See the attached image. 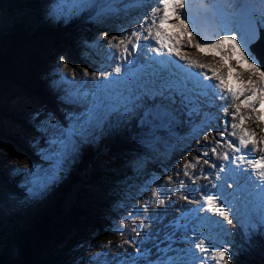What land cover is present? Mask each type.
Here are the masks:
<instances>
[{
	"label": "rangeland",
	"instance_id": "1",
	"mask_svg": "<svg viewBox=\"0 0 264 264\" xmlns=\"http://www.w3.org/2000/svg\"><path fill=\"white\" fill-rule=\"evenodd\" d=\"M39 1V7L35 9L29 5L25 6L22 10H18V8H21L22 4L27 2L29 4L31 0H2L0 3V29L6 31L13 20L20 18H25L26 22L30 24L34 23L35 25L42 16H46V19L49 20L53 14L81 17L86 20L89 19L88 21L93 22L95 25H93L91 31H88V29L84 31L83 29L81 32V36H84L83 39L78 36L72 38L74 42L72 45L74 48V50L72 49L73 57L66 59V61L69 62L70 68L76 69V79L74 83L72 82L71 74L68 75L67 80L61 79L64 70L62 66L59 65V58L61 56L65 58V56L63 53H60L56 57L49 59L44 57V68L40 65L37 69L39 75H37L38 77L35 75V77L38 78L39 82L34 83V87L39 88V90L41 89L42 93L39 91L32 93L28 89L20 86L19 83L11 85L8 93L5 92L3 87H0V100L5 99L6 105L8 106L5 113L0 117V129L5 133L4 136V134L0 132V219H2L4 223H6L5 220H8L9 216H15L14 213L31 210L37 204L46 201V196L57 189L60 185L59 181L65 178L69 170H72V166L78 160L81 149L85 144L90 142L93 143V141L96 144L99 143L104 132L113 122L120 123L129 121L132 115L141 118V110L144 109V101L142 100L139 109L137 107H131L130 109L126 108L123 112L112 113L110 116H102L101 114L99 115V117H101L100 120L98 117H94L95 122L92 125V123L85 121L86 117L82 118V116H80V118L79 116H74L81 109L76 106L75 101L71 100L72 96L75 94L73 90H80V88L83 90V85H85V89H90L89 85L95 83L92 78H89V83L86 84L87 80L84 82L81 78H83L84 69L88 66L91 68L94 67V69L91 70L92 73L98 74L95 68L98 64V57H101V55L98 54L99 49L97 48V44L100 43L101 39L105 36H107L108 39L116 37L117 41L124 39L125 35L129 34L125 33L129 23L131 26H134V20L138 17L137 15H140L142 12L138 10L134 15L130 14L131 16L129 17L126 16L127 13L124 12L118 16L114 14L98 15L101 10L99 9L88 18L91 12L89 0ZM55 9L57 13H53ZM232 15L233 13H231L229 17ZM221 25V21L217 23L218 30H220ZM189 30H191L190 27ZM104 31L108 33L104 34ZM110 33L111 35H109ZM59 35H61V33H59ZM215 38L218 37L215 36ZM108 39L106 40L107 44H104L102 50L106 49V51H108L107 49L110 48L108 46ZM263 41L264 38L260 41V44ZM262 49L264 52V47ZM50 50H52V47L47 46L46 51L48 52ZM118 51L119 49H116V52ZM260 56L264 61V53H261ZM207 58H209L211 63H214L213 61L215 59L214 64L218 63V65H220V57L218 54H214L213 51H211V54H209ZM113 65L114 63L112 66ZM239 73L240 78L243 77L245 80L249 78V73L247 71L240 69ZM88 76H91V74ZM252 79L258 81L259 78L253 76ZM12 92L18 94L13 99L10 97ZM10 114L15 116L17 120L12 119ZM147 118L151 119L152 117L148 116ZM177 119L178 122L181 121L178 117ZM163 121L165 124L160 123V128L168 125L167 119ZM257 123L255 118L252 117V119H248L247 126L259 134L264 135V132L257 128ZM72 124H82L83 128L77 127L75 134L78 136H73V143L69 145L67 151H61V146L58 141L64 138L66 130ZM260 127H264V122H260ZM176 128L177 131L175 132L178 133H174V137L178 135L180 141H176L173 148L166 153L167 155L163 158L162 164L152 170V175H150L149 172L143 180L130 188L123 198L114 200L111 203V212L108 214L110 220L108 228L112 231L110 233L111 236H104L106 238L101 237L99 244H96L87 252H85V248H83L77 255H68V259L66 261L62 260L60 264H112L113 261H115V264H120L123 260H131L133 259L132 255H136L133 245L137 244L128 245L123 242L125 240L133 241L134 239L131 237L138 239L139 236L134 232L132 234L128 233V227H130V225L132 227H137L138 231H141L140 228H142V232L148 231L152 234L150 227L145 223L146 218L147 221L150 220L149 222H151L152 216L160 213L159 216L163 217V219L167 216L164 219L166 222H171L172 216H168L165 210L169 208L172 203L169 197L165 196V189L167 187V189H170L173 183L169 184L165 180V177L169 174L172 175L174 184H176V188L174 191L172 190V192H176L179 194L178 196H182V193L177 192L179 188L181 189L182 182L176 180L180 174L179 170H181V164L184 166L186 163L190 162V159L195 162V157H198L196 155L198 151L197 140L195 143L190 142L188 136H182V134L186 132L180 133L183 128L181 124L176 126ZM258 136L257 134V139ZM153 143L154 140L145 142V144L149 145ZM23 146L30 151H25L22 148ZM201 147L199 153L201 152ZM187 155L190 158L187 157ZM211 156L215 155L211 153ZM200 157H202L200 160L201 164H204V159H207L209 162L213 161V157L208 158L202 155H200ZM197 168L199 169L200 167ZM187 184L189 183L187 182ZM95 188L96 186H93L92 190ZM153 188L163 189V194L160 198L157 199L152 197ZM33 190L36 194L30 195V191ZM176 195H172L174 197L172 201H178ZM259 197L260 193H256L249 197L248 202L241 200L227 207L230 208V214L233 216V223L228 225L231 227L228 240L220 233V226L219 231L217 227L212 228L206 239L209 253L205 255L198 249H195V256L197 259L194 261V264L195 262H199V264H215V261L210 255L214 246H216L217 249L222 245L228 246L231 252V259H233L240 251L239 245H237L233 239V234L240 224H242L243 227H247L248 232L251 231L250 229H253L261 231L264 235V230L257 228L259 226ZM166 201H168V203L170 202L167 206L165 205ZM159 202V205H161L160 211L157 208V203ZM147 205H149V207L145 209ZM242 206H244V210L241 209ZM137 210H139L138 213ZM150 211L153 212L152 216ZM161 211L163 214H161ZM143 214L146 217H143ZM215 217L219 218V215L215 213ZM121 220H124L125 223L121 224ZM10 221L14 222V219ZM221 221V228L223 230L227 229V221H223L222 217ZM158 226L157 224V227ZM153 230L156 231L157 228ZM244 231H246V229H244ZM129 234L131 236H128ZM137 239L135 240L141 242ZM109 241L111 242L110 247H102L108 244ZM118 245H122V247H117ZM57 248L58 252H61L63 250V245L57 244L56 249ZM125 249H127V251H125ZM118 253L119 255H117ZM155 253L159 254V251L155 250ZM137 264H142V262L138 260ZM184 264H192V262L188 261Z\"/></svg>",
	"mask_w": 264,
	"mask_h": 264
},
{
	"label": "trees",
	"instance_id": "2",
	"mask_svg": "<svg viewBox=\"0 0 264 264\" xmlns=\"http://www.w3.org/2000/svg\"><path fill=\"white\" fill-rule=\"evenodd\" d=\"M39 2L31 0L18 10L29 5L35 9ZM93 25L81 17L56 14L49 20L42 16L35 25L25 18L13 20L6 31L0 29V87L8 93L11 85L19 83L32 93L41 92L34 83L39 82L37 69L40 65L44 68L43 58L60 53L65 59L72 58V38L83 39V29L91 31ZM47 46L52 50L47 52ZM11 94V99L18 95ZM7 107L6 100H0V117ZM10 117L17 120L12 114ZM157 123V119L150 118L142 123L136 116L129 122L117 123V127L103 134L99 143L93 141L82 147L72 170L46 196V201L31 210L14 213L6 223L0 219V264H60L68 255H77L83 248L87 252L99 244L101 237L111 236V203L123 198L159 167L168 147L174 145L172 134L158 130ZM151 140L153 144H145ZM250 230L244 231L241 226L235 230L233 239L240 251L228 264H264V235ZM57 244L63 245L61 252L56 249Z\"/></svg>",
	"mask_w": 264,
	"mask_h": 264
},
{
	"label": "snow or ice",
	"instance_id": "3",
	"mask_svg": "<svg viewBox=\"0 0 264 264\" xmlns=\"http://www.w3.org/2000/svg\"><path fill=\"white\" fill-rule=\"evenodd\" d=\"M236 3H239V7L233 13L231 17L225 23H222L219 32L216 33L218 38H211L210 42H201L206 41L207 38L200 37V41L196 40V37L193 36V31L189 30V25L185 23L188 20L187 15L181 11L184 9L187 4V0H156V6L152 8V10L143 16L142 22H138V27L133 28L129 34L125 35L124 39L116 40V37L108 39L105 36V39H108V45L110 48L121 50V56L124 53L129 52V45L131 47L132 52H136L139 47V43L141 39L145 41H155L158 47L154 48V51L157 53H162L164 49H167L169 54H175L180 57L181 60H184L186 64L191 67H195L201 70L203 76L208 79H214L216 81L215 85H208V87L218 89L219 92L216 95L219 96L220 99L229 102L228 107H225L223 110L225 112H229V109H233L230 112L231 117L233 118V123L231 128L233 131L227 133L226 139L229 137H238V143L228 139V147L231 149V157L229 152L223 153V160L229 161L231 158L232 163H236L239 160L241 163H246L251 166L253 171L251 175L259 178V181L262 185V192H264V136H261L259 140L256 139V131L248 130L245 127V122L247 119H252L255 117L257 123V128L264 132V127H260V122H264V67L261 66V60L258 55L253 50V46L256 45L262 38V33H264V7L259 14L250 10L247 7V4L244 0H235ZM260 4L264 6V0H259ZM175 19L179 23L170 25L174 29H178L179 32L176 34H169L164 30V25L167 24L170 20ZM145 25H147L146 35L142 36V32L145 30ZM127 33V30H126ZM223 33V34H220ZM187 35V45L181 42V39L178 37H183ZM197 36L199 33L197 32ZM134 38V40H133ZM185 46H194L197 49H207L214 52V54H218L221 57L222 61H229L233 63L227 64V68L229 71V77L224 76L223 74L216 71V69H210L211 75L208 74L209 66L198 64L196 61L187 58L186 56L181 54V48ZM59 65L62 66L64 73L61 77L62 80H67L68 75L71 74L72 82H75L76 79V69L70 68L69 62L61 56L59 58ZM236 68H243L245 71L249 73V78L244 80L240 78V74L237 73L235 77L231 76V73ZM113 72L119 74L122 72V67L120 64L113 69ZM84 76H88L89 72L87 69L83 71ZM93 79H96L97 74L91 73ZM253 76H257L259 79H252ZM236 80L237 83H226V79ZM103 83L105 86L109 84L118 83L117 81H112L109 74H105L103 81H97V86ZM73 95V94H70ZM74 95L79 96H87L88 93H80L77 92ZM174 103V100H173ZM191 103V101L189 102ZM247 108L251 110V115H245L241 112V108ZM192 111H198V109L193 108ZM89 120L94 115V108L89 109L87 113ZM83 127V125L72 124L66 130V134L63 139H60L58 143L61 146V151H67L69 145L73 143V136L77 131V127ZM206 125L202 122L200 126H196L193 128V133L195 137H198L200 132L204 130ZM223 135V134H222ZM205 140H208V134H205ZM221 144L220 140H215L214 145L211 148V152L213 155L219 156L218 146ZM259 152V156H254L252 159H247L248 154H254ZM239 153L240 155H235ZM202 157H196L195 162H188L184 165L183 175L185 177H193L192 173L189 169H193L197 167ZM204 164H208L209 161L207 159L203 160ZM211 167H217L215 164L211 165ZM225 172V165L220 164L219 170L216 172V180L219 181L221 179V174ZM208 177H205L207 179ZM165 180L172 184L174 183L173 177L171 174L165 177ZM213 190H218L222 188V185L212 184ZM228 187H232V185H228ZM35 191H30V195H35ZM163 194L162 188H153L152 189V197L160 198ZM176 192H173L172 195H176ZM181 199L187 200L188 197L186 195H182ZM203 203L199 204V208L196 211H200L203 209H207L209 211L215 212L217 215L223 218V221H227L229 225L233 223V216L230 214V208H226V200L223 196L222 192L217 191L216 194H206L201 197ZM199 203V202H198ZM139 210H137V213ZM255 214V213H254ZM259 225L261 226V230H264V196L261 197V201L259 204ZM203 219V218H202ZM121 224H124L125 221L121 220ZM218 223H222L218 222ZM132 232L137 233L139 235V231L137 227H132ZM195 231V230H194ZM150 238V233L145 234ZM206 239H200L195 243V249H198L201 253L207 255L209 253V247L206 244ZM124 244L133 245V241L125 240ZM210 243V241H209ZM111 242L103 245L102 247H110ZM117 247H122V245H118ZM134 251L136 253V257L139 258L142 255L147 257L150 255V251L142 253L141 247L137 245H133ZM127 251V249H125ZM190 253L195 255L193 249L188 250ZM119 255V253L117 254ZM211 258L215 261V264H228L231 259V252L229 247L226 245L219 246L218 249L216 246L213 247V250L210 253ZM115 264V261L112 262ZM120 264H137L136 258L131 260H123ZM144 264H152V261L145 259ZM156 264H174L171 259H158ZM194 264V261L192 262Z\"/></svg>",
	"mask_w": 264,
	"mask_h": 264
},
{
	"label": "bare ground",
	"instance_id": "4",
	"mask_svg": "<svg viewBox=\"0 0 264 264\" xmlns=\"http://www.w3.org/2000/svg\"><path fill=\"white\" fill-rule=\"evenodd\" d=\"M244 2L247 4V7L250 9V10H252V11H254V12H256V13H260V11L262 10V7H264V6H262L261 4H260V2H253V0H244ZM120 4H123V2H119ZM239 6H236V7H234L233 5H231V4H227V5H223L220 1H217V0H211L209 3L207 2V3H205L203 6H194L193 7V10L198 14V15H200L201 13H205V14H208L211 18H212V20H215L217 23H220V21L221 22H224L223 20L225 19L226 21L228 20V18H229V15L231 14V13H234L235 12V10H237V8H238ZM131 10H133V9H124V8H120V7H117V9H116V13L114 14V15H116V16H118V15H120L122 12H124V13H127V15L126 16H131L130 15V11ZM139 10V8L137 9V10H135V12L136 11H138ZM135 14V13H134ZM133 14V15H134ZM109 15H111V14H109ZM138 16V15H137ZM223 18V19H222ZM216 23V24H217ZM129 27L131 26L130 25V23H129V25H128ZM132 27V26H131ZM108 32L107 31H104V34H107ZM119 33V32H118ZM117 34V33H116ZM122 34V33H121ZM109 35H111V33L109 34ZM119 36V35H118ZM113 37V36H112ZM107 39H105V37H103L102 39H101V41H100V43H98L97 44V48L99 49L98 50V54L99 55H101V57H98V60H97V62H99L102 58L103 59H108V57H109V53H107L106 52V49L105 50H102L103 49V47H104V44L106 45L107 44V41H106ZM261 41V40H260ZM260 41L256 44V45H254V47H253V50L255 51V53L258 55V57L260 58V60H261V65H263L264 66V64H263V62H262V59H261V57H260V55H259V52H258V47H259V44H260ZM109 46V45H108ZM260 47L261 48H263L264 47V41L260 44ZM144 48V47H143ZM145 49V48H144ZM110 53H112L113 54V57L111 56L110 57V59H108L107 60V62H100L99 63V67L97 68H95L96 70H97V76H96V79H93V77L92 76H84L83 75V78H81L84 82L87 80V82H86V84L87 83H89V78H92L93 79V81L94 82H96V80H98V79H100V78H102L109 70H110V68L112 67V64L114 63V57L117 55V52H116V49H113V50H110ZM213 62H215V59H214V61ZM205 63V62H204ZM87 64H90V63H87ZM90 66H88L86 69H88V72H89V74H91L92 73V69H94V67L93 68H91ZM91 72V73H90ZM88 77V78H87ZM72 79V78H71ZM82 81V82H83ZM91 86H92V83L90 84ZM79 86H80V84H79ZM83 87H84V89L82 90L81 88H80V90H73V92L74 93H77V92H80V93H88V95L87 96H83V95H79L80 97H78V96H76V95H73L72 96V99L71 100H73V101H75V103H76V106H78V108L79 109H81L76 115H74V116H82V118H84V117H86L87 118V113H88V108H91L93 105H102V104H104V105H111L106 111H104V112H96L94 115L96 116V117H98L99 118V120H100V118L101 117H99V115H101V114H104V115H106V116H110L112 113L114 114V113H119L118 112V110H117V108H116V106H117V103L118 102H123V101H126V98L129 96L128 94H125V93H120V94H117V95H115V96H112L111 97V99H107V97H108V95H104V96H98V97H93V100L92 101H90V102H88V98L90 97V89H85V85H83ZM129 94H131V93H129ZM166 103L167 105H171L169 102H167L166 100H164V99H160V103ZM130 104V103H129ZM130 105H132V104H130ZM146 107V105L144 104V108ZM113 109V110H112ZM156 111H157V113H156ZM158 112L160 113V114H162L163 116H164V118H163V120H166L167 119V123H168V125L166 126V127H163V128H160V124L158 125V130H165L166 132H169V133H171L172 134V136H173V144H175L176 143V141L177 142H179L180 141V138H179V136L177 135V136H175L174 137V133H178V132H175V131H177V128H176V126H178L179 124H181V126H183V128L181 129L182 131L180 132L181 134L183 133V132H186L185 134H182V136L183 135H186V136H188L189 137V141L190 142H194L195 143V141L197 140V144H198V149L202 146V145H206V143H207V141H205V140H203V139H200V138H196L195 137V134L193 133V128L196 126V124L193 122V120H189V117L188 116H185L183 113H181L180 112V110H178L177 109V107H176V103H173L172 102V106H170V108H168V107H166L165 105H163V104H159L158 105V107H156V109H155V112L154 111H150V112H147L146 114H145V116L146 117H148V116H150V117H152L153 119H156V117H158ZM154 115V116H153ZM132 116H136V115H132ZM132 116H130V119H131V117ZM137 117V116H136ZM177 117L181 120L180 122H178L177 120ZM81 118V117H80ZM138 118V117H137ZM129 119V120H130ZM138 119H140L141 121H142V119L141 118H138ZM86 122H87V120H85ZM94 122H95V120L93 121V122H91L92 123V125L94 124ZM124 122V121H123ZM129 122V121H128ZM120 123H122V122H120ZM161 124H165V122L164 121H162V123ZM80 125H82V124H80ZM176 125V126H175ZM79 128H81V127H79ZM83 128V127H82ZM89 135H90V133H89ZM74 136H78V135H74ZM80 137V136H79ZM202 140H203V142H202ZM202 144V145H201ZM173 148V147H172ZM168 149H169V151L171 150V148H169L168 147ZM210 154V152L208 151V152H206V154H204V157H208V155ZM186 155V154H185ZM197 156H198V154H196ZM184 157V156H183ZM187 157H189L188 155H187ZM190 158V157H189ZM181 161V160H180ZM183 161V160H182ZM190 162H194V161H192V159H190ZM179 163H181V162H179ZM185 163V162H184ZM182 167H184V166H182V164H181V170H179L180 171V174H179V176L177 177V181L179 180V181H181L182 182V187H181V189L179 188L178 190H177V192L178 193H185L186 191H185V188L187 187V179H188V177H185L184 175H183V171H184V168H182ZM197 167H204V164H201V162H199V164H197ZM193 168V169H189L190 170V172L193 174V172L194 171H196L198 168ZM153 174V172H150V175H152ZM175 185L176 184H174L173 183V185L171 186V188L170 189H165V196L166 197H169V199L171 200L170 202L172 203V205L169 207V210L171 211V213H174V214H176L180 209H182V207L184 206V204L186 203V202H188L189 201V199H187V200H185V201H182V200H179L178 198H177V200L178 201H172V200H174V197L172 196V190L174 191L175 190ZM177 195H179V194H177ZM166 200V199H165ZM169 202V203H170ZM168 201H166V203H165V205L167 206L168 204ZM160 204V202L159 203H157V208H158V210L160 211V206L161 205H159ZM151 212V211H150ZM165 213L169 216V211H165ZM170 213V214H171ZM159 214L160 213H157L156 215L157 216H159ZM161 214H163L162 213V211H161ZM144 215V214H143ZM153 215V212H151V216ZM155 216V215H154ZM143 217H146L145 215L143 216ZM167 216H165V218H166ZM152 218H153V216H152ZM151 218V219H152ZM164 218V219H165ZM150 221V220H149ZM149 221H147V218L145 219V223L150 227V230H151V232H152V234L150 235V238L148 239V241H151V237H152V235L155 233V230H153V229H156L157 228V230H161V229H163L162 227H161V224H159V226L157 227V224L156 223H154L153 225L149 222ZM152 222H153V220H152ZM156 224V225H155ZM152 225V226H151ZM155 225V226H154ZM156 230V231H157ZM135 236V235H134ZM139 236V241H143V236H141V235H138ZM133 239H137V238H135V237H132ZM137 239V240H138ZM154 239L155 240H160L161 239V237L158 235V236H154ZM143 243V242H142ZM145 243H146V241H145ZM163 243H167V241H163ZM184 248H186V246L185 247H183V250L185 251V252H187V254L189 255V254H191L188 250H185ZM165 255H167V254H165ZM192 262L193 261H195L196 260V257L194 256V255H192Z\"/></svg>",
	"mask_w": 264,
	"mask_h": 264
}]
</instances>
